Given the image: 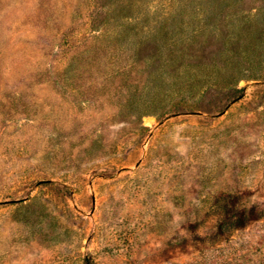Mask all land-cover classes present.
<instances>
[{
	"label": "rangeland",
	"instance_id": "374dc122",
	"mask_svg": "<svg viewBox=\"0 0 264 264\" xmlns=\"http://www.w3.org/2000/svg\"><path fill=\"white\" fill-rule=\"evenodd\" d=\"M0 264H264V0H0Z\"/></svg>",
	"mask_w": 264,
	"mask_h": 264
},
{
	"label": "trees",
	"instance_id": "16d2710c",
	"mask_svg": "<svg viewBox=\"0 0 264 264\" xmlns=\"http://www.w3.org/2000/svg\"><path fill=\"white\" fill-rule=\"evenodd\" d=\"M169 44L170 45H175L176 43H171L170 42ZM181 65H184V64H181ZM175 68H176V71L178 72V74H181V77L184 79V83H186V85H187V83L189 84V82H190L189 86H191L193 84L192 82H194L193 81L194 80L193 79V75L195 74L194 73V67H193V65H185V66H183L181 68H179L178 66H176ZM180 69H182V70L180 71Z\"/></svg>",
	"mask_w": 264,
	"mask_h": 264
}]
</instances>
